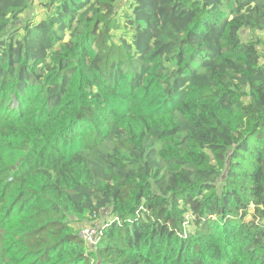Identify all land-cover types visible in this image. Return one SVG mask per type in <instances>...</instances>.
<instances>
[{"label": "trees", "instance_id": "trees-1", "mask_svg": "<svg viewBox=\"0 0 264 264\" xmlns=\"http://www.w3.org/2000/svg\"><path fill=\"white\" fill-rule=\"evenodd\" d=\"M40 1L0 0V264H264V0Z\"/></svg>", "mask_w": 264, "mask_h": 264}, {"label": "rangeland", "instance_id": "rangeland-1", "mask_svg": "<svg viewBox=\"0 0 264 264\" xmlns=\"http://www.w3.org/2000/svg\"><path fill=\"white\" fill-rule=\"evenodd\" d=\"M127 0H119L117 3L118 11L120 13H124L126 11V8H121V4L126 2ZM45 15L44 8L41 6L40 0H35V7L33 8L32 12L29 13V16L34 19H39ZM117 34H121L117 33ZM258 37H263V34H259ZM3 154L4 159V169H10V168H16L18 166V161L20 159V154L14 151H1ZM110 219L109 214L105 211H103L99 217L95 218L90 215H85L83 217H80L79 219H72V229L74 230L75 234L79 238H83V232L85 230H92L94 231L93 237L94 240H97L99 237V228L101 226V223L106 222ZM83 240V239H82Z\"/></svg>", "mask_w": 264, "mask_h": 264}, {"label": "clouds", "instance_id": "clouds-1", "mask_svg": "<svg viewBox=\"0 0 264 264\" xmlns=\"http://www.w3.org/2000/svg\"><path fill=\"white\" fill-rule=\"evenodd\" d=\"M64 95H65V97L67 99H71V96L68 93H65ZM62 107H63V98H62V101L56 105V109L59 110ZM53 115H55V112H53ZM121 151L123 152V154L127 155V153L123 149ZM103 183H107V181H101V184H103ZM113 183H114V181H113ZM149 184H150L151 187H153V188L155 187L154 185L151 184V180L150 179H149ZM131 191H132V195H134L135 194V190L133 189ZM128 192H129V189L125 188L123 190V192H122V195H124L125 200H127L128 202H131V197L128 195ZM157 194L161 195L159 193V190H157ZM168 195H170V192L164 193L163 197L167 198ZM209 195H211V192L206 191L204 193L205 197L209 196ZM203 198L204 197H197V199H203ZM107 243H108V241H107V239H105L104 240V244H107ZM104 244H101L100 247L103 248ZM101 264H105V261H104L103 257H101Z\"/></svg>", "mask_w": 264, "mask_h": 264}, {"label": "built area", "instance_id": "built-area-1", "mask_svg": "<svg viewBox=\"0 0 264 264\" xmlns=\"http://www.w3.org/2000/svg\"><path fill=\"white\" fill-rule=\"evenodd\" d=\"M93 234H94V231H92V230H85L84 232H83V241L85 242V243H87V245H89V246H91V247H94L95 246V244H96V242H97V240H94V237H93Z\"/></svg>", "mask_w": 264, "mask_h": 264}]
</instances>
